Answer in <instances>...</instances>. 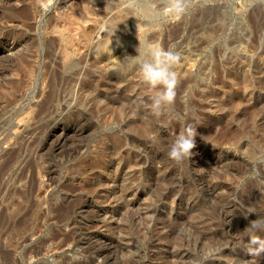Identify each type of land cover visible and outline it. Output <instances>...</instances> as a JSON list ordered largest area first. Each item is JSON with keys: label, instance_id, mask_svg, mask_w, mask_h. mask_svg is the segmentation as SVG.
I'll return each instance as SVG.
<instances>
[{"label": "rangeland", "instance_id": "374dc122", "mask_svg": "<svg viewBox=\"0 0 264 264\" xmlns=\"http://www.w3.org/2000/svg\"><path fill=\"white\" fill-rule=\"evenodd\" d=\"M139 42L181 55L158 114L159 86L126 59ZM256 65L264 0H192L179 18L164 0H0V264H264L244 232L264 216ZM189 124L196 147L173 161Z\"/></svg>", "mask_w": 264, "mask_h": 264}, {"label": "clouds", "instance_id": "9594fccd", "mask_svg": "<svg viewBox=\"0 0 264 264\" xmlns=\"http://www.w3.org/2000/svg\"><path fill=\"white\" fill-rule=\"evenodd\" d=\"M37 3L46 10L51 0H37ZM136 3L137 0H130L132 6ZM191 4L192 0H164V12L179 18L187 12ZM136 51L138 53L136 57H126V59H131L138 65L140 78L145 84L152 88L159 86V90L151 98L150 105L152 111L158 114L174 101L178 78L173 68L181 60V55L172 48L164 49L151 42H139ZM197 134V129L190 124L182 128L172 142L167 157L176 162L191 158L192 150L196 147ZM257 230H264V216L252 220L244 231L248 233L245 246L250 256L264 253V238L254 234Z\"/></svg>", "mask_w": 264, "mask_h": 264}, {"label": "bare ground", "instance_id": "6f19581e", "mask_svg": "<svg viewBox=\"0 0 264 264\" xmlns=\"http://www.w3.org/2000/svg\"><path fill=\"white\" fill-rule=\"evenodd\" d=\"M148 10L146 7H143V13H145L144 12V10ZM145 10V11H146ZM149 11V10H148ZM151 12V11H150ZM145 14H148L147 12L145 13ZM151 15L152 14H150L149 16H150V18H151ZM120 41V40H119ZM123 42H124V40H123ZM123 43H122V39H121V42H115V44L113 43V48L115 49V48H118V47H120L121 45H122ZM125 45V44H124ZM111 48H112V46H110ZM124 48V47H123ZM73 50L74 51H78V48L77 47H73ZM114 51V50H113ZM121 53V52H120ZM119 58V57H118ZM114 59V58H113ZM117 59V58H116ZM115 59V60H116ZM110 60V59H109ZM246 61V60H245ZM255 71H256V73L257 74H262L263 72H264V67H262V65L261 66H257L256 65V67H255V69H254ZM138 71V70H137ZM77 74V73H76ZM259 75V76H260ZM263 76H264V73H263ZM87 80V79H86ZM263 80V79H262ZM58 77H57V75H52L51 77H49L48 78V80H47V89H48V92L46 91V95H45V98H46V102H44L45 104H43L44 106H49V104L52 102V99H53V95H54V89L56 88V86H57V84H58ZM262 83V82H261ZM89 83H87V81H83L82 80V83H81V85H80V87H81V89L82 90H84L85 88H87V87H89ZM47 89H45V90H47ZM82 95V94H81ZM121 99V98H120ZM83 101V100H82ZM82 101H80V102H82ZM79 104V103H78ZM80 106H81V104H79ZM79 106V107H80ZM85 106V105H84ZM48 108V107H47ZM45 109V108H44ZM79 109V108H78ZM42 110V109H41ZM49 110V109H48ZM76 110V109H75ZM82 110V109H81ZM77 111H79V110H77ZM41 112H43V111H41ZM76 112V111H75ZM81 111H79V116H80V118H81V115L80 114H83L82 112H84V111H82L81 113H80ZM71 113V112H70ZM84 114H86V113H84ZM140 114H141V112H140ZM39 115V114H38ZM76 115H77V113H76ZM86 116H88V115H86ZM86 118V117H85ZM77 119V118H76ZM51 120V119H50ZM72 120V119H71ZM61 121V120H60ZM153 126V125H152ZM150 129V128H149ZM154 130V129H153ZM147 132H150V131H148L147 130ZM151 132H153L152 130H151ZM105 252L106 251H104V250H98V251H96L95 252V254H96V256L98 257V258H103V256H104V254H105ZM131 260V259H130ZM103 261H105V258H103ZM108 261V260H107ZM65 262V261H64ZM106 262V261H105ZM126 262V261H125ZM130 262V261H129ZM134 263V262H133Z\"/></svg>", "mask_w": 264, "mask_h": 264}]
</instances>
